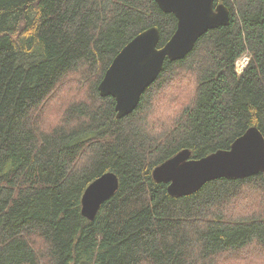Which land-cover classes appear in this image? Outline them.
Segmentation results:
<instances>
[{
  "label": "trees",
  "instance_id": "16d2710c",
  "mask_svg": "<svg viewBox=\"0 0 264 264\" xmlns=\"http://www.w3.org/2000/svg\"><path fill=\"white\" fill-rule=\"evenodd\" d=\"M218 4L229 24L166 60L136 109L116 119L115 100L97 90L105 71L146 29L164 46L175 17L154 0H0V264H223L264 254V195L254 214L224 212L244 187L264 193L263 174L182 198L152 178L181 150L192 159L228 150L252 127L264 138V0ZM70 76L74 95L52 105ZM170 91L182 100L174 110L164 109ZM154 109L164 117L155 129L146 119ZM107 172L118 190L90 222L82 194Z\"/></svg>",
  "mask_w": 264,
  "mask_h": 264
},
{
  "label": "water",
  "instance_id": "95a60500",
  "mask_svg": "<svg viewBox=\"0 0 264 264\" xmlns=\"http://www.w3.org/2000/svg\"><path fill=\"white\" fill-rule=\"evenodd\" d=\"M161 12L172 14L176 28L169 40L158 47L159 30L151 27L136 35L114 57L97 86L101 97L115 100L116 119L128 116L144 92L154 83L165 61L183 59L209 30L227 26L229 10L214 0H154ZM264 176V138L254 127L236 138L228 150H218L200 159L181 150L152 171L157 183L167 185L174 198L190 196L217 179H245ZM118 178L107 172L92 181L81 197V215L93 222L101 206L118 190Z\"/></svg>",
  "mask_w": 264,
  "mask_h": 264
},
{
  "label": "rangeland",
  "instance_id": "374dc122",
  "mask_svg": "<svg viewBox=\"0 0 264 264\" xmlns=\"http://www.w3.org/2000/svg\"><path fill=\"white\" fill-rule=\"evenodd\" d=\"M76 75V74H73ZM78 77L76 76H70L67 82V78L64 81V83L58 88V96H56L55 100L52 102V105H57L58 103L62 101H68L75 93V80ZM178 87L176 85H172L171 88ZM170 91L169 95L170 100L168 101V104L164 107L166 110H174L178 107H176L177 104H181L182 100L177 95V92ZM159 97V95H158ZM157 101L154 102L155 106H157L159 103ZM184 104V103H183ZM181 106V105H180ZM46 122L47 126L51 127L53 126L57 121L55 117L52 116H46ZM163 115L161 112L154 109L153 113L148 111V114L146 115V119H148V125H150L153 129L157 127L156 125H153V122H160L163 120ZM158 128V127H157ZM44 130H48L47 128H43ZM157 129L156 131H158ZM264 193L258 191L257 189H254L252 187H244L242 190L239 191V193L234 196L231 200H229V203L224 207V212L226 214H233L235 216H244V215H251L256 213L259 210V205L262 202ZM225 256L222 257V259ZM253 258H262L264 259V254L261 253L258 256L251 255L249 253L246 254H233L230 255L228 259L223 260V264H264L262 262L257 263V261ZM221 259V260H222ZM222 262L220 261V264Z\"/></svg>",
  "mask_w": 264,
  "mask_h": 264
},
{
  "label": "built area",
  "instance_id": "2783aa9c",
  "mask_svg": "<svg viewBox=\"0 0 264 264\" xmlns=\"http://www.w3.org/2000/svg\"><path fill=\"white\" fill-rule=\"evenodd\" d=\"M248 63H249V57L246 54L239 57L234 64L236 74L240 75L244 71ZM237 68H240L241 70L237 71Z\"/></svg>",
  "mask_w": 264,
  "mask_h": 264
},
{
  "label": "clouds",
  "instance_id": "9594fccd",
  "mask_svg": "<svg viewBox=\"0 0 264 264\" xmlns=\"http://www.w3.org/2000/svg\"><path fill=\"white\" fill-rule=\"evenodd\" d=\"M241 69L240 68H237V71H240Z\"/></svg>",
  "mask_w": 264,
  "mask_h": 264
},
{
  "label": "bare ground",
  "instance_id": "6f19581e",
  "mask_svg": "<svg viewBox=\"0 0 264 264\" xmlns=\"http://www.w3.org/2000/svg\"><path fill=\"white\" fill-rule=\"evenodd\" d=\"M189 54V53H188Z\"/></svg>",
  "mask_w": 264,
  "mask_h": 264
}]
</instances>
